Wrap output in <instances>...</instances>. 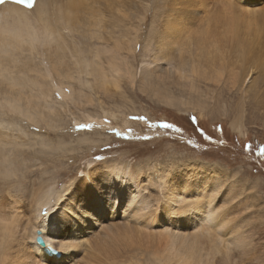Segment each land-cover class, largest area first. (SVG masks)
I'll list each match as a JSON object with an SVG mask.
<instances>
[{"label":"rangeland","instance_id":"rangeland-1","mask_svg":"<svg viewBox=\"0 0 264 264\" xmlns=\"http://www.w3.org/2000/svg\"><path fill=\"white\" fill-rule=\"evenodd\" d=\"M162 1L158 0L159 3L157 4L159 5H154L153 0H145L141 4L132 5V7H129L131 4L126 5L128 9L130 8L129 11L135 12L134 15L132 14V18L129 16V19L133 21L132 27L135 31L133 30L134 33L131 36V32L129 33L128 29H126L130 25L129 21H127L121 24L117 23L118 26L115 29L117 33L115 32L116 34H114L115 36L121 35L119 37L116 36L119 39L124 36L127 37L126 40L129 39L128 41L131 39L129 43H133V46H136L135 42L140 40L136 49L131 44L126 43L125 46L127 48L129 45L133 48L127 50L125 48L119 49L118 53L112 50L115 45L114 40L111 39L112 42L108 40V43L102 41L104 40V35L106 37L109 36L106 26L110 24V15L107 14L106 17L104 10L105 16L102 23L98 26L97 32L94 33V30L91 29L92 31H89L90 34L87 32V38L83 37L82 41L78 40L77 34L75 37L70 36V39H67L70 46L75 44V40L76 43L79 42L80 50L78 48L75 51H72V49L67 52L58 51L56 50L57 42L47 40L53 44H48V46L51 45L53 47L54 52L50 53L51 56L50 54L48 55L51 58L50 60L46 55L49 52L42 50L43 44H41L39 49L40 43L36 40L31 48L17 49V51L20 50L18 54L15 52L16 50L14 51L17 55H20V58H23L19 63L11 65V67L13 66L11 70L9 69L11 72L8 77L14 76L17 83L15 88H21V90L30 88L27 94H30L31 101L29 103L27 100L26 104L31 105L32 110L33 107L41 104L39 106L44 108L46 113L50 114L51 109H53L55 112L57 111V114L51 113V115H47L50 120L47 124H44L45 118L40 121V124H36L32 121L33 115L27 113L25 106H15V102L12 101L13 103H11L9 96L0 93V128L4 133L2 136L7 141L10 139L14 140L15 134L21 137L15 139H19L18 146L9 143L7 148L11 152L13 151V156L15 155L13 159L20 163L21 170L16 171L12 175L4 176L0 173V190H2L0 195L4 198L7 197L9 200L12 197V193H16V195L21 193L26 200L25 204H27L28 194L30 195V192L38 187V184L39 188L40 184L45 186L42 187L43 191L49 188L54 192H60L62 188L64 189L68 186L67 184L70 185L75 182L73 186L78 188V194H75L79 196L82 190L81 184H78L79 180L84 179L86 168L89 170V167L97 163L110 164V162H118L119 165L123 166L128 161L134 167L137 164H144V170L152 175V181L154 179V181L169 180L167 179L168 177L175 176V174H172L174 172L177 175L191 171L193 173L198 172L199 165L206 163L212 167V170L207 174L219 175V180L222 183V186L220 187V183L218 187L219 202L216 203L225 205L228 208L226 212L229 213V218L235 219L236 225L241 226V230H243L249 240V244L247 243L246 246H242L240 249L237 248V245H233V250L226 253L227 255L225 254L228 257L227 260H225V255L223 254L224 250L226 252L227 249L225 246H221L220 250H222L213 255L214 264H230L235 261H239L238 264H264V155H260V149L264 148V69L260 68L264 64V14L261 13L264 12V0L260 1L259 6L252 3V6L249 7L247 3L244 4L241 0H228L231 1V4H225L235 8V10L214 5L208 12L214 19L211 22L213 26L218 24L217 27L220 25L224 27L222 24L223 20L227 19V24H230L231 27L225 26H228L232 30L231 32L235 33L233 35L230 33L229 36L230 30L227 33V27H224V29L222 27L218 28L220 34L218 33L217 35L224 38L225 35H222V33L226 31L224 32L225 34L227 33L225 39L228 40L227 43L230 42V50L237 54L234 59L231 58V66H235L228 68L229 73L228 71H222L221 68L219 69L223 64L221 60L217 61L216 66H208L206 64V53L204 55V53H201L203 51L194 49V45L197 42L191 38V35V39H187L181 46L184 48H181L182 58L184 61L187 58L190 61H186L185 67L181 66L180 62H178L180 61V52L174 54L173 66H167V68L172 69L171 73L166 72L167 75L169 74L168 76L172 75L169 78L165 75L166 73L162 75L160 71L165 66H160L161 68H159L156 63H151V58L153 59L157 52L151 50V52L146 53L145 50H150L154 47L155 39L152 37L154 30L162 34L166 33L170 25L178 24V21L182 23L183 20H186L187 10L184 8L182 0H168V2L166 0V3ZM159 7L162 8L160 9ZM247 8L253 12L245 11ZM200 14L203 16L207 15L203 11ZM232 14H234L233 21H239L238 25H236L238 28L229 21V19H232ZM204 22L209 29L218 30L215 29V26L212 27L211 23L208 24L205 20ZM198 24L199 21H195L191 25L195 28ZM250 32H252V35ZM91 33L94 34L92 35ZM227 36L229 37L227 38ZM71 39H74V41H71ZM213 41V44L218 43L214 44L215 47L219 46L218 40L216 42ZM212 43H210V48L214 50ZM227 43L222 47L224 54L229 49ZM244 47L248 57L245 51L242 50ZM54 48L57 52L54 51ZM28 50L31 51L29 53L30 56L33 50L34 56L32 55L28 58L29 55H26ZM120 53L122 55H119ZM115 54L119 56L116 57ZM23 55H26L27 59ZM56 56L58 58L57 61H53L56 60ZM44 57H47V59ZM112 57L116 61L113 60L111 62ZM228 59L230 58H227L226 61ZM80 60L90 62L89 67L87 69L80 68L78 66L82 64ZM196 60L198 63L195 62ZM235 61L236 63L238 61V63L236 64ZM107 62L111 66L115 63V69H109ZM202 62L204 63L203 65ZM242 63H248V66L241 65ZM61 64L63 67L68 65V75L58 69L62 68ZM91 64H93V68H91ZM98 64H101V67L104 66L102 67V72L106 74L105 77L95 74L96 71L94 69L98 67ZM33 66L36 68L31 70L30 67ZM45 66L47 67L46 69ZM176 68L178 69L176 70ZM217 68L220 72L218 75L213 70ZM158 69H160V72H158ZM198 70L201 73H198ZM92 71L93 73H90ZM233 71H237L239 74L242 71V75L245 74L241 80L237 81L232 73ZM250 71L252 75L249 73ZM47 72H50L51 75ZM179 72L181 73L178 74ZM36 73L41 78L36 76ZM172 73L178 78L173 76ZM191 73L193 75L188 78ZM177 74L181 75V77ZM162 76H165V78L162 79ZM104 79L107 80L105 84L101 83ZM249 82L251 83L249 84ZM39 87L42 94H39V90H37ZM43 92H48V94L43 95ZM35 93L37 96L34 95ZM40 95L44 98L40 99ZM47 97L48 100L45 101ZM163 123L172 124L174 127L165 129L161 127ZM81 125H87L88 127L82 128L80 127ZM177 128L180 131H177ZM105 158L106 163L104 162ZM156 172L162 177L155 176L154 173ZM199 174L201 175V173ZM162 186H157V189L160 190L161 188L160 192L163 191L162 189L166 192L167 186ZM157 189L154 190L156 191ZM154 190L152 189L151 191L153 192ZM156 192L158 194V190ZM153 198L157 204H161L162 197L160 200L157 195ZM222 202L223 204H221ZM42 213L45 214V211ZM111 215L106 212L103 215L105 219L102 223H106V225L108 223L109 226V222L112 224L114 220L116 221L120 217H111ZM71 222L70 219H67L64 226H69ZM230 224H234V222L231 221ZM208 230L209 228L204 230L205 238L202 244L193 243L194 247L196 246L195 248H198V246L208 248L207 246L210 245L206 240ZM66 235L67 232L63 234V236ZM181 238L184 239V235H181ZM193 240H197V235L193 237ZM226 240L228 239L226 238ZM150 243L152 244L149 245V242H147L146 246L143 247L139 255L140 260L125 258L123 264H168V262L174 261L173 254L168 250L169 239ZM242 243H239V245L241 246ZM86 248L84 246L78 248L75 264L81 259ZM49 263L52 264V260Z\"/></svg>","mask_w":264,"mask_h":264},{"label":"bare ground","instance_id":"bare-ground-1","mask_svg":"<svg viewBox=\"0 0 264 264\" xmlns=\"http://www.w3.org/2000/svg\"><path fill=\"white\" fill-rule=\"evenodd\" d=\"M142 1L145 2V0H127V2H130V3H127L126 0H36L34 7L31 9H27L17 4H13L9 2H6L3 5H0V76H1L0 93H3L9 96V100H11V103L15 102V106H19V107L25 106L27 113L29 115H33L32 121H34L36 124H40V121L43 120L44 118H45L44 124L49 123L50 120L48 119L49 117H47V115H51V113L57 114V111L55 112V110L51 109L52 108L51 107L49 108L52 110L50 111V114L46 113L44 111V108L39 106L41 104L36 105V106L33 105L35 107H33V110H32L31 105L29 106L26 104L27 100L29 103L31 101L30 94H27L30 88L29 87L27 89L25 88L26 90L25 89L21 90V88L16 89L15 87L17 83L15 81V77L14 76L11 78L8 77L11 72L10 70L13 67V66L11 67V65L17 64L21 61V59H23V58H20V55H17L20 52V50H18L19 51L18 52L17 49L31 48L33 43L36 40H38V42L40 43L39 49H40L41 44H43L42 50H44L47 53L49 52L48 54L45 53L47 57L49 58L51 56L50 53L53 52V47L51 46L53 44L49 43V41L47 40H50V41L53 40L57 42L56 50L67 52L72 49V51H75L80 47L78 45L80 43L79 42L76 43V40H75V44H72L70 46L69 43L67 42L68 41L67 39H70L69 38L70 36L75 37V35L77 34L78 35L77 38H79L78 40L82 41L83 37L84 38L86 37V33L89 31L90 32L92 31L91 29L94 30V33L97 32L98 26L102 23V20L105 16V12H106V17H107V14L110 15V24L109 26H106L107 27L106 30L109 36L106 37L104 35L103 39L105 40L106 38V40L105 41L102 40V41L108 43V40H111V39L114 40L115 45L114 47H112V50L113 51L115 50L118 53H119V49H123V48H125V50L129 48H133V47L134 49H136L137 44L140 40L135 42L136 46H133L132 45L133 43H129L131 42V39L130 41H128L129 39L126 40L127 37L125 36L120 37V39L116 38V36L118 35L115 36V34L117 33L115 29L118 26L117 23L121 24L122 22L125 23L129 21L130 25L128 26V28L126 27L125 28L128 29L129 33L131 32L130 35L132 36V33H134L135 30L132 27L133 21L132 19H129V16L131 17L132 14L133 15L135 14V12L132 10L129 11L130 8L128 9L126 5L131 4V6L129 5V7H132V5L141 4ZM165 1L166 0H163L162 2H165ZM241 1H243L244 4L247 3L249 7V6H252L251 5L252 3L256 4V6H259L261 0H241ZM157 3H159L158 0H153L154 5H156ZM225 3L231 4V1H228V0H182V4L184 8L187 10V13H186L187 16H185L186 20H183L182 23L178 21L179 22V23L177 22L178 24H172V25L169 24L170 25L169 30L164 34H162L159 31L157 32L154 30L153 36H152L155 39V42L153 45L154 47L150 50H147V49L145 50L146 53L151 52V50L153 52H157L155 56L153 55L154 58L153 59L151 58L152 60L151 63H156L157 65H159V68H161L160 66L162 67L165 66L161 70L158 69V72L161 71L162 75L163 73L165 74L166 72L171 73L172 69L171 68L169 69V67L167 68V66L169 65L173 66V60H174L173 57H175L174 54H178L179 52H180L179 57L182 59L181 60L179 58L180 60L178 61L180 62L179 64H181V66L182 65L184 66L187 64L186 61L189 59L187 58L188 56L184 57V58H187L186 61H184V59L182 58V55H181L182 47L181 46L183 45V43L186 42L187 39L190 38L191 35H192L191 38L196 40L197 42V44L194 45L195 46L194 49H197V51L198 50L203 51L201 53H204V55L206 53L205 55L207 59L206 64L208 66L212 65L211 67H213V65H215L218 60H221L223 64L221 65L222 67H219V69L221 68L222 71H228V68L232 67L231 58L234 59V57L237 56V54L234 53L233 50H230L231 48L230 42L227 43L228 40L225 39L228 31L230 30L228 26L231 27V25L227 24V21H226L227 19L225 21L223 20L222 24L224 25V27L228 28L226 34L224 33L226 31L223 32L224 34L222 33V35H225V37L223 38L217 35L218 33L220 34L218 28L222 27L220 24H219L220 25L219 27H217L218 24L217 26L214 25L215 29H218V30H214V29L211 30L208 27H206L207 25L204 22L205 20L206 23L210 24L214 20L211 14H208V12L212 9V6L214 5H217L218 7H222V8H227V9L229 8V9L235 10V8L229 7ZM176 9H177V6H176ZM174 11L172 12L175 13ZM202 11L205 14L207 13V15L206 16L201 15L200 13ZM245 11L253 12L252 10H249L248 8ZM261 13L264 14V12H261ZM167 14L170 15V13L168 12ZM177 15H180V14H177ZM233 16L234 14L231 15L232 19H229V21L232 23V25L236 26L238 25L239 21L238 22L233 21ZM195 21L196 22L199 21V24L198 26L194 28L191 24L192 22H195ZM210 25H212V23ZM225 25H228V26H225ZM214 26L212 25V27ZM224 27L222 28L224 29ZM231 31L232 30L229 31L228 35L230 33L232 35L235 34V33H232ZM94 33H91V34L93 35ZM251 33L252 32H250V34ZM123 35H126V34H123ZM229 36H227V38ZM211 37H212V41L213 39H215L213 42H216V40L219 41V46L215 47V45L218 43L216 44L214 43L215 44L214 45L211 41ZM71 41H74V39H71ZM126 43L131 44L133 47L129 45V47L127 48L125 46ZM210 43L213 44L214 50L210 48L211 46ZM226 43L229 46V49L227 50V53L224 54L222 47H224ZM27 44L29 45L27 46ZM48 44H51V45L48 46ZM237 47H238V44H237ZM36 49L38 48L36 47ZM244 49L246 48L244 47L242 49L246 53V50ZM56 50L54 48V51ZM14 51L17 52V54ZM27 53L28 54L26 55H29L31 51L28 50ZM49 54L50 56H48ZM32 55H33V50H32ZM56 55L58 56V54ZM62 55H60V57H62ZM119 55H122V54L120 53ZM119 55H116V57ZM31 56L29 55L28 58ZM53 56L55 57L54 54ZM57 56L55 58L56 60H53V59L52 60L57 61L58 59ZM47 57H44V58L47 59ZM113 57L111 58V62L113 60L116 61V59H113ZM247 57H248V54H247ZM25 58L27 59V57ZM225 58L226 59L230 58V59L226 61ZM49 59L51 60V58ZM80 62L82 64L78 66L82 69H87L90 65V62H88L87 60H80ZM144 62H147V61H144ZM195 62H197V60ZM200 63H201V60H200ZM101 64H98V67L94 69L96 71L95 74L105 77L106 74L102 72V69H103L102 67L104 66L101 67ZM203 64L204 63L202 62V65ZM247 64L242 63L241 65L245 66ZM26 65L28 64L26 63ZM92 65L93 64H91V66ZM114 65L116 66L115 63ZM114 65L111 66L109 64V69L114 70L115 69ZM263 65L264 64H262V67L260 68L264 69ZM67 66L65 67L64 65L63 67L62 65L61 66L62 68H58V69L61 71H64L65 74L68 75L69 73L67 71L69 67L67 68ZM93 67L94 66H92L91 68ZM202 67L204 68V66ZM30 68L32 70V68H36V67L33 66ZM46 68L47 67L45 66V69ZM177 69L178 68H176V70ZM219 69L218 68L213 69L216 71L215 73H217V75L218 73H220ZM246 69L249 70L248 68ZM155 70L157 71V69ZM199 72L200 71L198 70V73ZM229 72L230 71H228V73ZM90 73H93V71ZM167 73L165 74L167 78L172 76L171 74L170 76H168L169 74L167 75ZM180 73L181 72H179L178 74ZM185 73L188 74L187 72ZM232 73L236 77L237 81L241 80V78L245 74L244 73L242 75V71L240 74L237 73V71H233ZM249 73L251 74V71ZM48 74L51 75L50 72ZM174 74L173 76H175ZM191 75L193 74L191 73L190 75H188L189 76L188 78H190ZM36 76H38V74ZM38 77H40V75ZM175 77H171V78H175ZM179 77H181V75ZM256 77L258 78V76ZM163 78H165V76L164 77L162 76V79ZM257 78L256 80H258ZM106 82L107 80L104 79V81L101 83L105 84ZM250 83L251 82H249V84ZM37 90H39L38 91L39 94H42L40 87L39 89L37 88ZM46 93L48 94V92H43V95ZM34 95L37 96L36 93ZM42 97L43 96L40 95V99ZM46 100H48V97L45 98V101ZM49 105L51 104L49 103ZM30 120H31V117H30ZM13 133L15 134V132ZM2 138L3 136H0V173L4 176L8 174L12 175V174H15L16 171L21 170V167H20L21 165L18 161L13 159V157H15V155L13 156L14 154L13 151L11 152V150L7 148H8L9 143L18 146L19 139L18 140H15V139L21 138V137H19L18 134H15L13 137L15 138L14 140L10 139L7 141L5 137L3 139ZM104 162L105 163L107 162L106 158ZM127 162L123 166L119 165L118 162L116 163L110 162V164L109 163H106V164L97 163L95 165L93 164L92 167H89L90 168L89 170L86 168L87 171L85 170V173H84L85 177L83 176L84 179H80L79 180L80 182H78V184H81V189H82L79 196L76 195L78 194V191H77L78 188L76 187L77 188L76 189L73 186V184L75 183L73 181L74 182L73 184H70V185L67 184L68 186L64 189L62 188L60 192L57 191L58 193L56 191L55 192L52 191L49 188L43 191L42 187L44 185L42 186L40 184V188H39V184H38V187H36L33 191L31 192L29 191L31 194L30 195L28 194L27 204H25L26 200L24 196L21 195V193L18 195H16V193L15 194L12 193L11 194L12 197H10L9 200L7 199V197L5 198L3 197V201L2 203H0V264H50L51 263V262L49 263L50 260H52L53 262L52 264H75V261L77 260V259L75 260V258L78 255V252H77L78 248L82 246H84L85 248L87 247V248L85 249L84 254L82 255L81 259L78 261L77 264H123V262H125V258H129L130 260H137V261L140 260L141 258L139 257V255L142 252L143 247L146 246L147 242H149V245H150L152 244L150 242H160L166 239H169L168 250L173 254L175 258L174 261L170 263L168 262V260H166L168 264H201V262L202 264H208V263L214 264L213 255L214 253L220 252L222 250V249L220 250L221 246H225L227 249L226 252L224 250L223 254L225 255L226 253H229V251L231 252L233 250V245L235 246L237 245L238 246L237 248L240 249V247L242 248V246H246L247 243L249 244V240L243 233V230H241L242 229L241 226L236 225L234 221L235 219L233 220L229 218V213L226 212L228 208L225 205H219L216 203V202H219L218 201V197H219L218 187L221 183V180H219L220 179L219 175H208L207 174L212 170V167H210L208 164L206 163L200 164V162H198L200 164L199 171L194 172V173L191 171L189 173L177 175L174 172L172 174L173 175L175 174V176L168 177L167 179L169 180H166L167 181L166 182L164 181L165 179H163V181H154L155 177L153 178L154 180L152 181L151 180L152 175L144 170V167H143L144 164H137L134 167L130 165L129 162L128 163ZM22 163H23V160H22ZM163 167H166V166H163ZM159 173L156 172L154 174L155 176L160 177L161 175ZM199 173H201V175ZM162 185L167 186L166 192L164 191V189H162L163 191H161L162 192L161 193L160 192L161 188L160 190L157 189V186L161 187ZM221 186H222V183L220 187ZM152 189L153 190L157 189L158 194L156 192L157 190L156 191L154 190L152 192L151 191ZM156 195L159 200L162 197V202L160 205L159 203L157 204L153 198ZM55 196L56 198H54ZM221 204H223V202ZM44 211H45V214L41 216V213ZM106 212H108V214L110 215L113 214L111 215V217H116V216H120V217H118L119 219H117L116 221L114 220L112 224L111 222L108 221L110 223L108 226V223L107 225L106 223L105 224L102 223V221L105 219L103 215ZM67 219H70L72 222L69 226L65 227L64 225ZM231 221L234 222V224H230ZM206 228H209V230L207 231L208 235L206 236V240L210 243V245L207 246L208 248L206 247L201 248V246H198V248H195L196 246L194 247L193 243L202 244L204 242L205 234L203 233H205L204 230ZM37 231L41 232L40 234L44 241L43 245L38 243L36 239ZM65 232H67V235L63 236ZM181 235H184V239L181 238ZM195 235H197V240H193V237H195ZM226 238L228 240H226ZM239 243H242V245L240 246ZM48 246L55 248V250L59 253L57 254L49 253L50 255L47 254ZM226 255L224 256L225 260H227L228 258ZM238 262L235 261L230 264H238Z\"/></svg>","mask_w":264,"mask_h":264},{"label":"snow or ice","instance_id":"snow-or-ice-1","mask_svg":"<svg viewBox=\"0 0 264 264\" xmlns=\"http://www.w3.org/2000/svg\"><path fill=\"white\" fill-rule=\"evenodd\" d=\"M6 2H7V0H0V5H3ZM12 2L16 3V4L23 5L24 7L31 9L34 7L36 0H12ZM80 127L83 128V127H88V126L87 125H81ZM161 127L165 128V129H171L174 127V125L169 124V123H163L161 125ZM176 130L180 131L179 128H177ZM3 134H4L3 131L0 130V136H2ZM260 155H264V148L260 149ZM0 191H2V190H0ZM2 201H3V196L0 195V203H2ZM43 215H44V213H41V216H43Z\"/></svg>","mask_w":264,"mask_h":264},{"label":"water","instance_id":"water-1","mask_svg":"<svg viewBox=\"0 0 264 264\" xmlns=\"http://www.w3.org/2000/svg\"><path fill=\"white\" fill-rule=\"evenodd\" d=\"M40 233H41L40 231H37V238L36 239H37L38 243H40L41 245H43L44 244V241H43Z\"/></svg>","mask_w":264,"mask_h":264}]
</instances>
